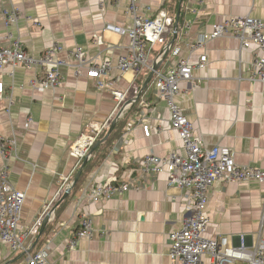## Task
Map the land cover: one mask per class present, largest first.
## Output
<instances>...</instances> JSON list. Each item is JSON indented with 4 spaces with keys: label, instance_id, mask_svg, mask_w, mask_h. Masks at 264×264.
Instances as JSON below:
<instances>
[{
    "label": "crops",
    "instance_id": "crops-1",
    "mask_svg": "<svg viewBox=\"0 0 264 264\" xmlns=\"http://www.w3.org/2000/svg\"><path fill=\"white\" fill-rule=\"evenodd\" d=\"M127 1L0 0L1 8L19 12L16 26L0 24V47L8 44L11 35L33 57L41 56L53 43L64 48L59 55L64 60L76 47L86 48L90 56L107 54L113 69L104 81L125 94L124 101L116 104L108 90H98L84 76L75 78L68 68L61 69L58 88L45 92L29 88L33 79L42 76L38 69L18 66L13 77L8 75L10 69L0 74V135L17 141L18 160L8 165V178L25 193L22 230L33 233L32 253L43 252L51 264H178L168 257V235L181 228L185 203L183 190L169 187L165 174L140 178L137 188L102 204H91L84 195L91 184L119 185L136 178L140 162L148 156L164 158L182 152V142L169 125L166 104L156 97L154 75L147 82L148 70L118 77L115 69L119 57L127 54L129 40L103 29L107 24H130ZM170 1L140 0L151 9V16L166 12L165 32L150 52L156 58L170 49L157 71L167 72L180 59L193 66V80L180 86L175 103L193 124L203 147L229 148L238 166L264 171V83L249 81L252 64L263 53L249 41L242 47L233 36L189 49L199 34L229 18L264 21V0H183L178 33L176 18L173 29L167 19ZM95 39L100 46L93 45ZM174 48L181 50L178 58L170 54ZM8 98L12 100L10 116L5 111ZM133 100L135 103L127 104ZM123 106L128 107L122 110ZM118 121H122L121 132L100 164L64 202L85 160L70 157V146L81 135L91 134L90 123L103 127L97 141ZM144 125L150 129L149 137L144 135ZM263 189L253 181L214 184L208 192L205 236L227 237L232 246L244 236L251 245L262 216ZM48 209L54 211L53 219L38 238ZM85 216L92 222V237L69 249L68 241ZM0 264H25L24 256L0 243Z\"/></svg>",
    "mask_w": 264,
    "mask_h": 264
},
{
    "label": "built area",
    "instance_id": "built-area-1",
    "mask_svg": "<svg viewBox=\"0 0 264 264\" xmlns=\"http://www.w3.org/2000/svg\"><path fill=\"white\" fill-rule=\"evenodd\" d=\"M119 3L120 0H115ZM151 9L142 6L140 0H128L127 14L130 24L115 26L107 24L103 31L111 32L129 40L127 54L119 57L115 69L118 77L127 72L139 74L142 70L153 71V67L161 63L163 55L169 52L166 48L161 55L153 58L151 50L165 32L166 12L160 11L155 16L150 15ZM19 12L16 9L0 7V24L5 27L16 26ZM233 36L239 39L242 47L246 42H252L263 53V57L255 59L252 64V74L249 81L264 83V21L250 17L229 18L221 24H214L210 32L201 33L189 46L190 51L203 47L208 41L216 38ZM10 35L6 46L0 47V74L8 71L13 77L18 66L40 70L42 76L33 79L29 88L36 92L55 90L61 82V69L73 71L75 78L84 76L92 80L98 90H108L112 100L121 104L125 94L113 89L112 82H105L113 66L107 54L90 56L84 47H76L69 52L66 60L59 55L64 48L53 43L39 57L26 54L23 44ZM93 45L100 46L95 39ZM106 50V49H105ZM180 48L171 50V56L178 58ZM193 66L186 60L180 59L167 72L154 71L156 97L163 100L169 112V125L182 142V152H172L164 158L148 156L140 162L136 178L124 180L121 184L108 182L91 184L84 191L85 197L91 204H102L115 195L137 188L139 179L150 175L165 174L168 186L183 190L182 199L185 211L181 218V228L168 235V257L178 264H264V189L263 211L259 222L255 241L248 245L244 236H240L239 244L232 246L227 237L210 239L205 236L209 217L206 206L208 192L216 183L236 182L244 184L257 182L264 187V171L254 167H240L233 158L229 148L214 146L210 149L203 147L202 141L196 136L194 126L175 103V97L180 92L182 84L193 80ZM116 81V80H115ZM135 103V100L127 103ZM6 114L11 113V98L7 99ZM146 105V104H145ZM128 106H123L125 110ZM102 126L90 123L91 134L81 135L69 148L72 158L86 161L90 159V148L101 134ZM144 135L150 136L147 125L142 127ZM18 160L17 141L14 137L0 135V243L8 245L13 253L24 256L25 264H51L43 252L32 253L30 237L32 231L23 232L22 209L25 193L18 191L8 178V165ZM54 212L48 209L44 212L43 220L53 219ZM42 220V221H43ZM91 220L85 216L79 223L72 238L68 241L69 249H73L79 240L91 239ZM42 224V222H41Z\"/></svg>",
    "mask_w": 264,
    "mask_h": 264
},
{
    "label": "trees",
    "instance_id": "trees-1",
    "mask_svg": "<svg viewBox=\"0 0 264 264\" xmlns=\"http://www.w3.org/2000/svg\"><path fill=\"white\" fill-rule=\"evenodd\" d=\"M184 1L182 3H180V0H171L168 3V7H167V11L169 12V14L167 12V19L168 20L170 19L172 29H173V25L175 24V18H176L177 10L180 9V17H179V20L177 23V28H176L177 33L179 32V30L182 26V23H183ZM121 124H122V121L121 122L118 121L115 124V128H114L112 134L105 141H103L104 137H105V134L103 133L102 136L100 138H98V140L90 148L91 158H90V160H88V162H86L85 166L82 168L77 182L71 188V190L68 194V197L64 200V202H66L69 198H71L72 196L75 195V193L86 182V179H87L90 171L100 164V162L104 158L106 151H107L108 147L110 146L112 140L121 132Z\"/></svg>",
    "mask_w": 264,
    "mask_h": 264
},
{
    "label": "water",
    "instance_id": "water-1",
    "mask_svg": "<svg viewBox=\"0 0 264 264\" xmlns=\"http://www.w3.org/2000/svg\"><path fill=\"white\" fill-rule=\"evenodd\" d=\"M182 1H183V0H181L180 2H182ZM178 18H179V11H178V14H177V17H176V23H177V21H178ZM175 28H176V27H175ZM175 39H176V32L173 33V40H175ZM167 48H168V47H167ZM166 53H167V52H166ZM157 69H158V65L153 67V71L150 73V76H149L147 82L150 81V80L152 79V77H153V72L156 71ZM114 125H115V124H113L112 127L110 128V130H109V132L107 133L105 139H107L108 136H109V135L111 134V132L113 131V129H114ZM86 162H87V161L84 160L83 165H82V168L84 167V165L86 164ZM82 168H81V170H82ZM81 170H80V172H79V175H80V173H81ZM79 175H78V177H79ZM78 177L75 179L74 184L77 182ZM65 197H66V194L64 195L63 198H65ZM63 198H62V199H63ZM47 223H48V221H47L46 219L42 221V224H41V228H40V231H39L38 238H39V236H41V234L43 233V230H44L45 226L47 225Z\"/></svg>",
    "mask_w": 264,
    "mask_h": 264
},
{
    "label": "bare ground",
    "instance_id": "bare-ground-1",
    "mask_svg": "<svg viewBox=\"0 0 264 264\" xmlns=\"http://www.w3.org/2000/svg\"><path fill=\"white\" fill-rule=\"evenodd\" d=\"M128 2V1H127ZM180 143H181V141H180Z\"/></svg>",
    "mask_w": 264,
    "mask_h": 264
}]
</instances>
